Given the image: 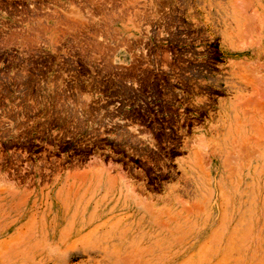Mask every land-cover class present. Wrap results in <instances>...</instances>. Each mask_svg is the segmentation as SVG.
Here are the masks:
<instances>
[{
	"label": "rangeland",
	"instance_id": "rangeland-1",
	"mask_svg": "<svg viewBox=\"0 0 264 264\" xmlns=\"http://www.w3.org/2000/svg\"><path fill=\"white\" fill-rule=\"evenodd\" d=\"M0 264H264V0H0Z\"/></svg>",
	"mask_w": 264,
	"mask_h": 264
},
{
	"label": "crops",
	"instance_id": "crops-1",
	"mask_svg": "<svg viewBox=\"0 0 264 264\" xmlns=\"http://www.w3.org/2000/svg\"><path fill=\"white\" fill-rule=\"evenodd\" d=\"M122 51H123V53H121ZM121 52H120V54H121L120 60H123V61H117L116 56H115V61L120 62V63H128L130 61L129 53L125 49L121 50Z\"/></svg>",
	"mask_w": 264,
	"mask_h": 264
}]
</instances>
